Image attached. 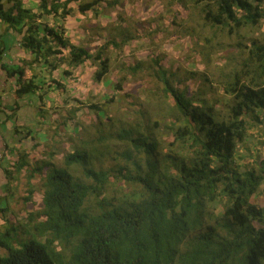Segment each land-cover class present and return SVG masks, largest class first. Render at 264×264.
I'll list each match as a JSON object with an SVG mask.
<instances>
[{"label": "trees", "instance_id": "16d2710c", "mask_svg": "<svg viewBox=\"0 0 264 264\" xmlns=\"http://www.w3.org/2000/svg\"><path fill=\"white\" fill-rule=\"evenodd\" d=\"M119 1L39 0L34 9L24 7L23 0H0V24L19 34V47L32 56L23 66L43 65L51 74L64 62L76 68L91 60L99 82L109 70L104 50L119 48L128 38L120 44L107 41L92 55L44 21L70 16V4L84 15L100 3L112 7ZM174 1L203 5L205 22L229 34L264 21V0ZM249 46L245 63L223 75L222 90L233 100L225 118L204 93L189 95L187 86L178 87L194 78L208 84L204 74L189 72L175 85L176 74L159 59L138 61L127 72L151 70L161 86L156 95L170 105L169 118L153 120L140 106L129 121L98 117L84 127V133L94 130L95 140L74 145L60 167L50 161L33 166L19 153L13 171L4 168V175L9 183L24 173L25 203L32 200L31 182L38 175L41 207L28 213L25 223L5 222L0 264H264V209L251 200L264 185V161L245 170L235 161L248 129L263 124L264 41L251 40ZM4 54L0 46V70L12 81L15 96L35 94L41 101L36 77L5 64ZM253 59L256 66L247 71ZM121 83L114 89L121 91ZM120 183L124 188L110 197L107 188ZM91 198L92 207L87 206Z\"/></svg>", "mask_w": 264, "mask_h": 264}, {"label": "rangeland", "instance_id": "374dc122", "mask_svg": "<svg viewBox=\"0 0 264 264\" xmlns=\"http://www.w3.org/2000/svg\"><path fill=\"white\" fill-rule=\"evenodd\" d=\"M24 1V7L33 5L36 9L39 4V0ZM119 3L112 7L100 3L84 15L75 4H70L73 8L70 16L49 17L44 21L61 28L70 44L83 47L92 55L107 41L120 44L128 38L119 48L109 45L104 50L109 70L99 82L94 80L97 63L91 60L76 68L64 62L51 74L37 64L23 66V62H31L32 56L20 47L15 48L19 34L3 31L0 42L4 48L9 47L3 62L24 67L28 77L35 76V82L42 87V100L35 94L17 98L12 81L3 72L0 74V182L8 183L3 169L13 171L19 153L26 154L33 166L41 161L63 166L64 155L71 153L74 145L95 140L94 130L84 133V127L97 123L98 117L103 122L106 117L129 121L137 116L136 106H140L153 120L169 118L170 105L156 95L161 86L151 76V70L127 72V67L138 61L149 63L150 59H159L169 74H176L171 80L175 85L179 84L178 78L185 79L189 72L204 74L208 84L194 78L178 87L187 86L189 95L204 93L202 97L215 103L221 118L228 115L233 100L222 90L223 75L234 65L245 63L251 40L264 41V21L257 28H242L236 34H229L205 22L203 5L191 2L181 5L174 0H120ZM64 53L67 56V51ZM254 62L255 59L247 63V71L256 66ZM50 79L62 87L57 88ZM119 82H122L121 91L114 89ZM91 106L101 110L95 111ZM261 118L263 124L249 128L246 140L238 146L235 161L241 170L264 161V114ZM167 139H172L170 134ZM49 153L54 155L50 157ZM108 163L103 166H109ZM17 177L18 180L9 181L7 189L0 188V210L6 209L0 212V229L6 221L25 223L28 213L41 207L40 177L36 175L31 182L34 194L29 203L23 200L29 189L25 175L21 173ZM122 186L120 183L108 187L109 196ZM251 200L264 209V185ZM91 204L92 198L87 206L92 207Z\"/></svg>", "mask_w": 264, "mask_h": 264}, {"label": "crops", "instance_id": "0c3cea01", "mask_svg": "<svg viewBox=\"0 0 264 264\" xmlns=\"http://www.w3.org/2000/svg\"><path fill=\"white\" fill-rule=\"evenodd\" d=\"M24 1V0H23ZM25 2V1H24ZM32 8H34V6L32 5L31 6ZM3 31H5V27L2 25V24H0V37H1V35H2V33H3ZM8 31H6V33H7ZM9 32L11 33V31L9 30ZM10 45H12V44H10ZM0 46L1 47H3V49H4V53L6 52V50H7V48H9V47H6V48H4V45L0 42ZM15 48H19V43L17 42L16 43V45H15ZM5 63V62H4ZM5 64H7V63H5ZM9 64H11L10 62H9ZM41 66H43V65H41ZM2 72H1V70H0V74H1ZM6 183H3V182H0V188L1 187H6ZM4 190V189H3Z\"/></svg>", "mask_w": 264, "mask_h": 264}]
</instances>
